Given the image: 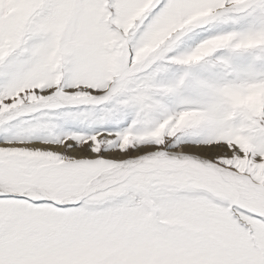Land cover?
Segmentation results:
<instances>
[{
  "label": "snow or ice",
  "instance_id": "6c2138e0",
  "mask_svg": "<svg viewBox=\"0 0 264 264\" xmlns=\"http://www.w3.org/2000/svg\"><path fill=\"white\" fill-rule=\"evenodd\" d=\"M0 264H264V0H0Z\"/></svg>",
  "mask_w": 264,
  "mask_h": 264
}]
</instances>
